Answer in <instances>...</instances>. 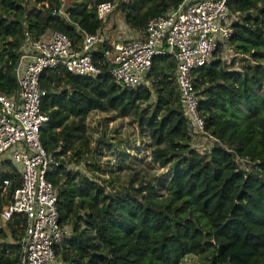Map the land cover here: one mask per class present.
Returning a JSON list of instances; mask_svg holds the SVG:
<instances>
[{
    "label": "trees",
    "instance_id": "1",
    "mask_svg": "<svg viewBox=\"0 0 264 264\" xmlns=\"http://www.w3.org/2000/svg\"><path fill=\"white\" fill-rule=\"evenodd\" d=\"M74 1L65 14H58L63 0H35L34 5L0 0L1 93L17 91L16 64L31 40L59 30L80 44L85 33L104 27L96 6ZM183 1L123 0L117 7L125 23L140 31ZM227 4L239 16L229 43L243 55L240 68L236 60L228 64L219 57L193 70L206 129L219 141L206 153L192 145L177 62L169 54L155 56L149 84L139 88H123L108 71L103 51L112 48L108 44L95 53L102 70L96 76L62 68L43 72L41 86L48 95L42 108L50 119L41 140L62 161L48 178L58 191L60 223L70 228L56 248V264H181L188 254L201 255L204 264H264V0ZM217 54L223 55L222 48ZM96 109L124 115L140 110L141 124L149 126L154 140L153 159L171 173L166 196L151 182L130 181L110 191L97 176L69 168L68 151L77 160L89 152L76 141L84 137L85 120ZM238 156L250 160L249 170L241 167ZM5 179L12 184L2 193ZM20 184V171L5 161L0 214ZM26 224L20 214L0 227V264L18 262Z\"/></svg>",
    "mask_w": 264,
    "mask_h": 264
},
{
    "label": "built area",
    "instance_id": "2",
    "mask_svg": "<svg viewBox=\"0 0 264 264\" xmlns=\"http://www.w3.org/2000/svg\"><path fill=\"white\" fill-rule=\"evenodd\" d=\"M96 7L98 18L105 21L117 7V0H101ZM58 14L65 13L60 10ZM238 18L229 9L227 0H184L151 18L144 30L128 26L125 35L114 42L103 35V29L85 33L80 44L55 30L24 46L16 69L17 91L11 95L0 92V169L9 160L21 173L20 186L0 214V227L15 215L23 214L27 220L16 264H56V248L69 233L60 223L58 191L48 178L62 161L47 151L41 140L42 128L50 119L42 108L48 95L41 86L43 72L62 68L78 75L96 76L102 70L94 61L95 53L101 45L108 44L112 48H103L110 62L108 71L123 88H139L149 84L155 56L169 54L177 62L176 80L191 136L204 134L217 146L219 141L206 129L199 109L193 70L219 57L227 59V53L233 52L229 42ZM220 48L222 56L217 54ZM237 161L242 164L250 160L238 156ZM11 184L10 179H5L2 193Z\"/></svg>",
    "mask_w": 264,
    "mask_h": 264
},
{
    "label": "rangeland",
    "instance_id": "3",
    "mask_svg": "<svg viewBox=\"0 0 264 264\" xmlns=\"http://www.w3.org/2000/svg\"><path fill=\"white\" fill-rule=\"evenodd\" d=\"M29 1L30 5H34L35 0ZM80 1L86 6H96L100 0H94L91 4L89 0ZM121 1L123 0H117V4ZM74 5V0H63V12H67L69 7ZM118 8L104 19L103 35L110 40L116 39L114 36L119 34L124 36L129 28ZM242 56L233 50L227 53V59L224 61L232 64L236 60V69H239ZM143 108H146V105ZM139 111L133 110L124 115L116 109L93 110L85 120L84 137L76 141L79 148L89 152L77 160V157L68 151L66 159L69 168L89 177L97 176L109 186L110 191L120 190L130 181H135L136 185L151 182L166 196L171 173L168 167L153 159L154 140L149 126L141 124ZM192 136V145L200 151L207 152L206 150L215 145L213 140L204 134ZM240 165L247 170L251 168L248 162ZM181 264L204 263L201 255L188 254Z\"/></svg>",
    "mask_w": 264,
    "mask_h": 264
},
{
    "label": "crops",
    "instance_id": "4",
    "mask_svg": "<svg viewBox=\"0 0 264 264\" xmlns=\"http://www.w3.org/2000/svg\"><path fill=\"white\" fill-rule=\"evenodd\" d=\"M103 30H104V27H103ZM110 34H112V33H110ZM110 36V35H109ZM116 39H112V40H110V42H114V41H116V40H118L117 38H119V37H122V35L120 36V34L116 37V36H114Z\"/></svg>",
    "mask_w": 264,
    "mask_h": 264
},
{
    "label": "water",
    "instance_id": "5",
    "mask_svg": "<svg viewBox=\"0 0 264 264\" xmlns=\"http://www.w3.org/2000/svg\"><path fill=\"white\" fill-rule=\"evenodd\" d=\"M19 64H20V59L18 60V62L16 64V69L18 68Z\"/></svg>",
    "mask_w": 264,
    "mask_h": 264
}]
</instances>
